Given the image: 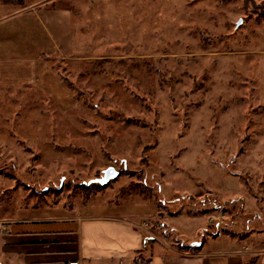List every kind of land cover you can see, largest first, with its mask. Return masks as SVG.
I'll return each mask as SVG.
<instances>
[{"label": "rangeland", "instance_id": "obj_1", "mask_svg": "<svg viewBox=\"0 0 264 264\" xmlns=\"http://www.w3.org/2000/svg\"><path fill=\"white\" fill-rule=\"evenodd\" d=\"M36 5L66 18L42 21L55 51L65 48L60 31L67 47L48 59L51 89L0 99V195L10 191L0 219L22 206L121 218L143 227L148 246L127 264L221 239L257 258L264 0ZM7 107L21 115L5 121ZM110 166L117 178L88 184Z\"/></svg>", "mask_w": 264, "mask_h": 264}, {"label": "crops", "instance_id": "obj_2", "mask_svg": "<svg viewBox=\"0 0 264 264\" xmlns=\"http://www.w3.org/2000/svg\"><path fill=\"white\" fill-rule=\"evenodd\" d=\"M36 3L37 0H25L23 5H13L0 1V99H14L21 91L36 93L45 84L49 83L50 89L54 85L47 62L54 54L65 52L68 35L60 31L65 36V48L55 51L42 16L46 14L56 26L62 19L47 10L41 14ZM11 113L21 115L7 107L5 121ZM2 123L3 118L0 132L4 128ZM6 206L4 203L2 211ZM25 207L13 209L12 216L3 219L0 264H127L145 243L143 227L121 218L86 216L63 208ZM43 212L48 215L43 216ZM197 247L187 253L156 252L144 264H264V251L251 259L253 254L233 251L223 239L216 249Z\"/></svg>", "mask_w": 264, "mask_h": 264}, {"label": "water", "instance_id": "obj_3", "mask_svg": "<svg viewBox=\"0 0 264 264\" xmlns=\"http://www.w3.org/2000/svg\"><path fill=\"white\" fill-rule=\"evenodd\" d=\"M241 22H242V20H240L237 25H239ZM119 173H120L119 170H117L113 166H110V167L106 168L105 170H103L101 177L94 178V179L90 180L88 184L96 183L99 185H106L111 180L117 178ZM195 244H196V246L200 245V243H195Z\"/></svg>", "mask_w": 264, "mask_h": 264}, {"label": "trees", "instance_id": "obj_4", "mask_svg": "<svg viewBox=\"0 0 264 264\" xmlns=\"http://www.w3.org/2000/svg\"><path fill=\"white\" fill-rule=\"evenodd\" d=\"M2 3H4V4H13V5H23L24 3H25V0H0ZM93 184L94 183H92L91 184V186H93ZM10 193V191H3V193H2V195H0L1 197H0V211L2 210V207H3V204L5 203L4 202V198L6 197V196H8V194ZM87 195V194H86ZM161 205L164 207L165 205H164V202H161ZM148 246H147V244L146 243H144L143 244V247L140 249V251H142V249H146ZM188 247V246H187ZM196 248H198V247H194L193 246V249H196ZM139 259H141V257H139ZM150 260V258H147L146 260H145V262L144 263H146L147 261H149ZM143 263V264H144Z\"/></svg>", "mask_w": 264, "mask_h": 264}, {"label": "built area", "instance_id": "obj_5", "mask_svg": "<svg viewBox=\"0 0 264 264\" xmlns=\"http://www.w3.org/2000/svg\"><path fill=\"white\" fill-rule=\"evenodd\" d=\"M0 227L5 228V223H4V221H2V219H0ZM69 264H78V263L72 262V263H69Z\"/></svg>", "mask_w": 264, "mask_h": 264}]
</instances>
